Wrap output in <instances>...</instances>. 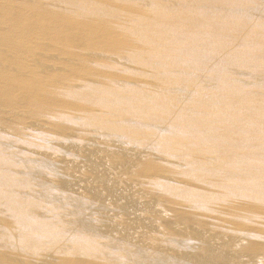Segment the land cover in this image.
Wrapping results in <instances>:
<instances>
[{
	"label": "bare ground",
	"instance_id": "obj_1",
	"mask_svg": "<svg viewBox=\"0 0 264 264\" xmlns=\"http://www.w3.org/2000/svg\"><path fill=\"white\" fill-rule=\"evenodd\" d=\"M0 264H264V0H0Z\"/></svg>",
	"mask_w": 264,
	"mask_h": 264
}]
</instances>
